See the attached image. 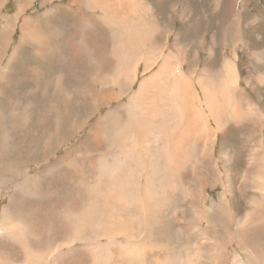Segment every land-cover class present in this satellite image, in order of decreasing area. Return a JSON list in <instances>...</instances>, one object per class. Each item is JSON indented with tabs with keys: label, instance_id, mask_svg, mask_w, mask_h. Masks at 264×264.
<instances>
[{
	"label": "rangeland",
	"instance_id": "1",
	"mask_svg": "<svg viewBox=\"0 0 264 264\" xmlns=\"http://www.w3.org/2000/svg\"><path fill=\"white\" fill-rule=\"evenodd\" d=\"M144 1L147 3L148 6L150 5L149 7L153 10V13H152L153 15H148L147 19L152 20L153 23H154V20L156 19L157 21L155 23L156 24L155 27L157 29L155 28V29L150 30L149 27L147 26V29H149V30H147L145 25L142 26V24L137 23L136 24L137 26L139 24L138 29L143 30V33L141 31L140 32L138 31V33H140V34H138L137 36L134 35L135 32L133 31V28L131 29L130 27H127L126 25H124V26L122 25L121 27H118L115 29H113V28L107 29L106 27H104V25L100 21V16L101 15L104 16L101 13V11L98 8L91 7L89 5L82 6L80 0H60V1H56V0H46V1L45 0H35L34 1V4H32L31 9H29L27 11V13H25V14H29L27 16H31V17L33 16L34 18L37 15L41 16V21L39 22V25H38V27H39L38 32H41V33L45 32V30H46L45 29V26H46L45 20H48V21H51L53 24H58L60 27H63V29L66 30L67 34L68 33H72V34L75 33V25H74V22L72 20V16H73L74 12L72 9L65 8L63 10L64 15L62 14V12H60V14H59V9H58V13L56 16L50 15V13H48V12L47 13L44 12L45 10H47V9H45V6H44L45 4H49V5H53L55 7H59V5L62 2H67V3H71L73 5H78L81 9L85 8L84 9L85 14H82L81 10H78L75 12L77 15V18L75 19L76 24L83 23L84 17L88 19V17L85 16V15H87L91 19V22L94 23V26L91 28L92 34L103 33V35H94L93 39L90 38L93 41L91 42L90 40H87L89 42V45L83 46V49H85V48H88V49L89 48H97V50H99V51L96 52L95 55H94L95 52L93 50H91L94 53L91 56H88L89 50H87L86 53H84L82 56L80 55L79 57H77V56L74 57L72 53H68L71 56V58L69 59L67 54L65 52H62L63 57L65 59L70 60V62L61 64V62H59L58 59L56 60L54 58L51 60L50 65L48 66V64L43 59H40L37 56L33 55V54H36L34 52V50L37 49V45L31 43L30 41H26V43L23 44L25 47L22 48V52L19 53L17 57L15 56V54H13V52L16 49L15 46L17 44H19V42H21L22 36H21V31H20V25H21L24 17L21 16L17 20L16 25L14 26L13 31H12L9 39L6 41L8 50L2 51L1 53L3 55H1V53H0V57H2L1 60L3 61L2 65H1L2 70L5 67V65H8V67H9V74H8L9 76L8 77H9V79L11 78L13 83H14V84L12 83V86L18 87L19 89L23 90V93H24L21 95V97H19V99H20L19 103L20 102L21 103H20V105H18V107L14 111L13 110L9 111L7 116H6V112H2V117L4 119L5 124L0 125V126H3V129H7L9 132V135L5 139L6 144H10L12 142V137H11L12 133H19V134L24 133V132H17L18 126L13 122V120L11 118V116L15 113H16L15 114L16 118H18L20 113H22L24 111L22 108V104L33 103V105L37 109V110L35 109L37 112L34 111L33 106H32L33 112L32 111L31 112L33 113V116L31 117V121L28 122V124L26 125V128H22L25 132L27 130H30V132H28L30 137L34 138L37 135V133H38L37 130L39 129L38 127L44 128V129L50 128V129H48V131H50L53 129L54 126H56L57 124L60 123V120L58 118H56L55 116H52L50 114V112L54 115L59 114V110L62 107L63 108L65 107L64 103L61 100L57 101V103L55 101H52V106L49 109H45L48 107L47 106L48 105V99H47V97H45L43 95L44 94L43 93V87L47 81L57 82V81L62 80L63 78H61V74H60L61 72H64V73L66 72L65 73L66 75L71 74L72 72L74 74H75V72H78L80 77H81L80 82H81V84H83L81 86H85L86 85L85 83L88 82L89 78L91 79V78L95 77L96 74H98V73H99L98 78H100V77L104 78L103 75H105V76L111 77L113 80H115L116 79V73L115 72H117V70H120V68H122L124 70L126 69L127 71H129V69L134 70L138 66L137 65L138 60H136V61L132 60L133 56L130 54L131 53V46L133 47L137 42H139V41L142 42V40H144V41L147 40L146 42H148V43L150 42L151 44H154L157 41L155 43L156 46H161V47L167 42V38H170V44L171 45L172 44L175 45L177 42L181 41V45H179L177 48L180 47L179 50L181 49L182 56H183L182 62L187 65V67H185V69H184V72L186 73V75H188L187 74V72H188L187 68L189 67L188 64L189 65L191 64L190 65L191 68H198L200 70H203L205 67L209 68L210 66H213L214 70L215 69L219 70V68H221V67L223 68L226 59L234 62V65L236 66V69L239 73L238 83L241 85V88L243 89L244 94L247 97V99H249V101L251 102L252 108L253 107L257 108V110L259 112L262 111V113H264V77H262V74L264 73V60L260 56V53L264 55V51H263L264 50V0H194V1L193 0H144ZM188 3H191V4L189 5ZM18 4H19V0H5L4 4L2 6V14L5 16H14L16 14ZM35 4H38L40 7L39 8L34 7ZM185 4H186V6H185ZM191 6H193V7H191ZM26 8L27 7H25L24 9H26ZM187 10H189L188 13H187ZM196 14H197V16H196ZM59 15H62L66 18L65 22L63 24H59L60 22L57 21V18ZM153 23H152V25H153ZM3 25H4V21L0 18V29L3 27ZM140 26H142V28H140ZM159 27H161V28H159ZM138 29H136V30H138ZM159 30H160V32H159ZM161 30L163 31V35H162ZM147 33H152V34L148 35ZM238 33L240 34L241 37H238L239 36ZM139 35H141L140 39H136ZM146 35L148 38L146 37ZM166 35H168V36H166ZM130 36H131V39H129ZM144 37H146V38H144ZM153 37H155V38H153ZM77 39L79 40L80 38H77ZM238 39H239V42H238ZM69 41L70 40H67V37H63L60 40L61 48H64L66 50L69 49ZM73 41H75V40H73ZM144 41L142 43H144ZM184 41H185V43H184ZM129 42H131V45L129 44ZM242 43H244V44H242ZM179 44H180V42H179ZM182 45L184 48L182 47ZM2 46H4V45H2ZM146 46H148V45H146ZM112 49L123 50V54H122V52H119V51L113 52ZM251 51L253 53H251ZM29 52H31V53H29ZM183 52H184V54H183ZM21 54H22V56H21ZM120 57L123 59L124 62L117 60ZM145 58H146V55H145ZM146 60H147V58H146ZM121 62L123 64H125L126 67L123 68L122 65L120 64ZM37 65L42 69H43V66L46 65L49 67V70H52V71H50L52 75H50V73L46 74L44 70L42 71V73L45 76L42 74V77H44V79L42 78L43 80H41V84H40L41 88L39 86H36V85L31 86V85L27 84L25 82V80L20 81L22 79V77L24 79L26 78L25 76L27 75V72L29 71V67H38ZM128 66H130V67L128 68ZM134 66H135V68H134ZM156 68H157V66H156ZM142 69H143L142 67H139V69L137 71L139 74L138 79L134 82V84H132L130 87L126 88L125 95L122 98V100H119V102L114 101L112 103L111 107L103 108L100 115H105L108 111H111L112 109H113L112 111H114L115 114L119 113V111H120V114H121L120 119L125 124L127 123V121L134 123L133 117H137V118L142 117L138 108H135V106H134V105H137L136 102L135 101H131L132 103L129 102L130 101L129 94L133 93L135 90L138 91L139 85L141 84V81L145 77L143 75ZM259 69H260V71H259ZM85 75H87V76H85ZM20 77H21V79H20ZM255 78L258 79V83H256V84H255V80H256ZM74 80H75L74 77H67L64 81L66 83L64 85L66 86L65 89H67L68 97L71 98L70 104L75 105L77 108H78V106L84 105L80 111H81V113L84 111L86 112L90 109L92 104L89 103L86 106L87 100L82 99L81 98V97H83L82 95H79L80 98H78V99H81L83 102L78 100L77 101L78 103L76 102L73 104L74 100L72 99V95H73L74 90H72V85H73L72 83L74 82ZM8 82H10V81H8ZM28 89L32 93H36L37 95H31L32 97L29 96L28 93H26V91H25ZM96 90L98 93L100 92V90L98 88ZM117 93L120 94V91H118ZM203 103H204V100L199 99L198 106L197 105L196 106L200 110V114L203 115L205 118L203 123H205L208 127L212 128L211 125L214 123H210L212 121L209 120V116H212L211 111L207 112L208 107L205 105V103L204 104ZM120 104H124V108L123 107L119 108ZM258 106H259V108H258ZM125 109L131 110L133 117H131L128 113V110L125 111ZM74 110H76V109L74 108ZM117 110H118V112H117ZM125 114L126 115L128 114L131 118H129L128 115L126 116ZM170 114H171L170 117H172V120H171V122H172L173 116L176 115L177 112L175 109H173L172 113H170ZM100 115H97V116H100ZM122 115L124 117L125 116L126 117L124 118V117H122ZM97 116L93 115L90 122H92V123L95 122ZM57 117L62 118L61 116H57ZM170 117H169V119H171ZM127 118L130 121L127 120ZM132 119H133V121H132ZM43 122H45V124H46V122H50V123L48 124V126H45L42 124ZM108 122H109L108 123V129H107L105 136L108 135V138H109L111 133H112V135L114 134L118 137L120 136L119 137L120 141H118V143L115 144V141L109 142V141H104V140H101V142L97 143L98 142L97 139H95L92 136L89 137V131L92 128V123H90L79 135H77L74 139L72 138L71 140H69L70 133L65 132V131L61 132L60 138H59L60 141L57 144V146H59L60 149L58 151L56 149H52V148L48 149V154H54L57 151L56 154H54L55 156H52L51 158L49 157L48 159L44 160L43 163L40 165V167H38L37 164L33 163V168H32L33 172L43 170L45 168V165L53 162L54 160L55 161L53 163H55L57 160V156H58L60 158V161H62L59 164L67 162V165H61L58 174H56L54 176H51L53 173H50L49 171L46 172L45 174H46L47 178L49 176H51L50 178H56V179L59 178V180L57 182L64 183V184L69 183V186H72L70 188L75 190L74 193H72L73 194L72 196H66V197L62 196L61 197V198H63V197L67 198L68 197L67 199L70 200V201L69 200L67 201L68 206H72V205L74 207L76 206L75 207V214H74V220L75 221L73 220V222H71L70 225L67 227V230H66V233L64 236H59V237L57 236L58 230L60 229L61 224L65 223V221L63 219H61L62 218V211L59 207H56L55 209L50 210L49 212L46 211V208L44 207V208H42L44 211L37 214L35 216V218L31 214L28 213V211H29L28 208H20L14 212V214L18 215L16 222L14 223L15 229L18 231H29L28 234H26L27 235L26 236V239H27L26 243L27 244H31L34 242L33 241L34 240L33 234H35V231L39 235H42L46 231V229L49 225L57 223L56 228L54 226L52 228L53 230L51 229L50 232L46 235L51 240V244H49L47 241H41L40 249H41V247H42V249H41V251H37V253L41 254V256H42V262L40 264H50V263L53 264V262H54V264H58V263L59 264L60 263L61 264L62 263L63 264H70L71 262H72L71 264H86L85 258H90V257H92V259H96L97 263H95V264H104V260L106 258L105 256L108 255V249L110 247L120 243L119 241L131 243V246L129 247L131 252H130V250H127V251L123 250V252H122L124 257L126 258V261H131L132 257L139 256L140 259L149 260V262L147 264H151V263L152 264H168V263H170V264H217V258H216L217 256L215 257V254H213L212 252H206V249H208L210 247L216 248L217 244L221 243V244L225 245L224 246L225 248L222 250L220 256H222V255L223 256L220 258H223V260H224V256H225V262H227L226 264H242V263L243 264H251V263L252 264H264V250H263L264 249L263 248V246H264V231L258 229L256 231L257 236L255 238H253L251 235H249V237L246 235V237L244 238V241L240 240V238L237 236L238 232L240 231L239 226L242 223L241 222L242 218L246 214L245 212L253 210V208L251 206H249L248 203H251V201L256 200L258 194L261 193V190L258 188V185H257V183H258L257 179L259 177L258 176L259 171L263 168V164H259V163H262V161L258 158V157H260L259 155L253 156L254 152H255L253 149H257L258 147H260V149H262L264 147V145L259 144V146H258V144L257 145L255 144L252 146L253 149H252L251 145L255 141L256 142H258V141L264 142V140H263L264 139V127L263 126L260 128H257V129H252V126H249V122H245V123H243V127H238V126L234 125L232 123L233 120H230V118H228L227 116H221L219 118V121L217 122V124H219V125L215 128V130L218 131L217 136H216L217 138H216V141L213 143V147H212V150L210 152V156H213L211 161L214 164V171H215L214 173L218 174L220 172L219 174L224 177V180L226 181V183L224 185L223 184H220V185L216 184V185L210 187V186H201L199 184V180H198V179H200V181H201V178L198 177V175H196L194 178L187 177V175H189V173H187V175H186V167H187L188 163H190L188 165L189 171H190V165H193V164H198V169H199V163H201V158H202V156H201L202 151L201 150H203V149L208 150L207 145L209 142L205 143V144L204 143L201 144L202 148L197 146L195 148V150L192 149L191 153H190L191 154L190 155L191 161L190 160L186 161L183 164V166H184L183 169H182V167L175 169L174 168L175 166H172L171 163H168V161L171 160V159H169L170 157L168 158L169 160L166 159L167 156L165 154V150L162 149L163 147H165V145L163 143H161L160 138H157L156 140L154 139L155 141H158L160 143V144H157L158 146L154 145L155 143L153 144L154 140L152 142L149 139L148 141L151 142V144H149L150 142H146V140H141L139 138L138 139L136 138V139H134L133 145L134 146L136 145L137 148L134 147L135 149H134V151H132V148L130 146L131 144L129 145L128 143L131 142L130 138L133 134L130 132L133 131V129H132L133 126L130 127L128 125V127H127L126 126L127 124L126 125L124 124L125 126L122 125L121 126L122 128H119L120 130H117L118 132L114 130L115 131V133H114L113 129L111 128V121L108 120ZM221 126H223V129L218 128ZM109 128L111 130H109ZM152 129H153V131H151V132L155 133V130H157L159 128L152 126L151 130ZM219 130H221V131H219ZM167 131H168V127L163 128V132L165 134H167ZM257 131H258V133H257ZM123 132L125 133V135ZM219 132H222V133H219ZM227 132H228V134H227ZM252 133L256 134L257 137L256 136H255V138H254V136L251 137L250 134H252ZM170 134L171 133H169L167 135L171 136ZM259 136H262V138L259 139L258 138ZM91 137L94 139L93 142H91ZM110 137H112V136H110ZM126 137L129 138V140ZM244 138H246L245 139L246 142H245ZM126 139H127V141H126ZM141 141H143L144 144ZM124 142H128V143H124ZM40 143L43 144L44 142L42 140L38 141V143H37L38 147L41 146ZM244 144H246V145H244ZM113 146L117 147L118 149L116 148V150H115V147H113ZM123 146H125V147H123ZM128 146H130V147H128ZM69 147H71L70 149L72 150V153L70 151V157H67L66 151H68ZM203 147H205L206 149ZM146 148H149V149H146ZM159 148H161V149L159 150ZM97 149H99V150H97ZM236 149H237V152H236ZM99 152L105 153V156L107 155V158H109V159H107V158L102 159V162L104 161L103 162L104 167L106 168V167L111 165L113 168L109 169L108 171L105 170L104 172L100 171V169L97 170L98 166H97V163L95 162V160L97 159V155ZM199 152H200L201 158L199 155H197V153H199ZM227 152H229V156H228V154H225ZM252 152H253V154H252ZM120 153L123 156H121ZM137 155H138V157H137ZM141 155L142 156L144 155V157L142 158ZM248 155L250 156V158L248 157ZM132 156H133V158H132ZM134 158H136V159H134ZM147 158L149 161L146 160ZM144 159H145V161H144ZM239 159H240V161H239ZM91 160L93 163L90 162ZM140 160H142L141 162H143L144 165L142 163H141L142 166L140 165ZM248 160H249V162H248ZM129 161L130 162L133 161V162L130 163ZM156 162L158 164H156ZM128 163H130V164H128ZM151 163H152V165H151ZM255 163L259 164V166L256 165ZM84 164L86 165V167ZM90 164H91L92 169L90 167ZM168 164H169V167H168ZM131 165H132V168H131ZM260 165H262V166H260ZM158 166H159V168H157ZM82 167H83V169H82ZM138 167H139V169H137ZM155 167H156V169H155ZM255 167H257V168L255 169ZM95 168L97 171L95 170ZM133 168L134 169L136 168L135 171ZM146 169L148 171L147 173H146ZM217 169L219 172L217 171ZM112 170H113V173L111 175ZM137 170H138V172H137ZM98 171L100 173H98ZM125 171L128 172V179L131 178V179H129V181L127 180V177H126L127 172L125 173ZM155 171L157 174H155ZM151 172H153V173H151ZM216 172H218V173H216ZM122 173H124L126 176L124 175L125 176L124 177ZM131 173H133V174H131ZM137 173L140 174V175H138V178L136 177ZM203 173H205V171H203ZM113 174H114V176H113ZM129 174L132 177L135 174V177L137 179L135 177L133 179ZM15 175H16V172H13L9 176H3L4 178L1 181L5 185H7V184L11 183V181H10L12 179L11 177H13ZM99 175H100V177H99ZM104 175L107 177H105ZM225 175L226 176L229 175L228 176L229 180L226 179ZM152 176H153V178H152ZM119 179L121 181H119ZM159 179H161V180H159ZM116 180L119 181V183ZM147 180H148V182H147ZM18 181H19L18 177H15V182H18ZM93 181H94V184H93ZM104 181H105V183H104ZM115 181H116V183H115ZM125 181H127V183ZM137 181H139V182L137 183ZM155 181H157V182H155ZM111 182H112V184H110ZM132 182H134V184ZM159 182H161V183L159 184ZM165 182H166V184H165ZM120 183L123 184V187ZM145 183H146V185H145ZM149 183H151V184H149ZM124 184H126L127 186H128V184L129 185L133 184V185L132 186L130 185L127 188V186ZM137 184H138V188L136 187ZM1 185H3V184L1 183ZM27 185L29 186V187L26 186L27 190L29 188H32L34 186L33 180H29L27 182ZM225 185H227V186H225ZM116 186L117 187L119 186V188H116ZM223 186L225 187V189ZM6 187H7L6 193H5L4 187L1 188V190H3V192H4V194H1V196H0V213L2 212L3 207L9 203V195L12 194L14 191V186L12 184L8 185ZM142 187H143V189H142ZM149 187H151V189ZM227 187H229V188H227ZM122 188L124 190H122ZM109 189H111V190H109ZM51 190H52V192L56 193V189L53 188L52 186H51ZM96 190H98V191H96ZM155 190H156V192H155ZM221 190H223V193ZM108 191H109V193H108ZM127 191H129L130 193H128ZM225 191H227V192H225ZM114 192L119 194V196L121 197V202L115 201V199L112 196V193H114ZM44 193H43V195H44ZM100 194L102 195L101 197H103V201H101L98 198V196ZM127 194L129 195V197ZM134 194L136 195V197L139 200L136 199V197H134L135 196ZM36 195H41V194H36ZM87 195H88V197H87ZM109 195H111V197ZM131 195L136 200H134L133 197H131ZM197 195H198V197H197ZM224 195H226L227 202L225 204H221V200H222ZM78 196H79V198H78ZM177 197L180 200H178ZM95 198H98V199H95ZM242 199H244V200H242ZM76 200H77V202H76ZM198 201H199V203H198ZM200 202H202V203H200ZM118 203H119V205H118ZM183 203L185 206L183 205ZM76 204H78V205H76ZM79 204H80V206H79ZM82 204H83V206H82ZM101 204L103 207L101 206ZM135 204H137V205H135ZM202 204H203V206H202ZM107 205H109L111 208H114L113 215L120 221L121 227L118 228V236L116 238L109 239L105 236H102L99 239H97V236L94 233L93 228L91 227V223H93L92 218H93V215H97L98 217L105 215L107 210H108ZM124 205H126V206H124ZM149 205H151V206L148 207V211L145 212L147 215L146 216L144 213V208L146 206H149ZM228 205H229V207H228ZM136 206H137V208H136ZM139 206H140V208H139ZM223 206L228 207V208L222 209ZM85 207L86 208L88 207V210H86L84 212L81 211L82 210L81 208H85ZM132 208H135V209H132ZM181 208L183 210H181ZM229 208H230V212L228 211ZM131 209H132V211H130ZM136 209L141 211V212H139V211L137 212ZM164 209H166V210H164ZM127 211L129 213V215H128ZM46 212L50 213L52 219L45 225V224L41 223L40 221H41L42 216ZM78 212L81 214V216ZM54 214H56V215H54ZM157 214H159V215L157 216ZM216 214H217V216L221 215V218H223V220L228 215V219L230 220V224H228V225L223 224V225L219 226L218 228H216V226H214V225H210L209 221H212L214 219V217H216ZM39 215H40V217H39ZM59 215L61 216V218L59 217ZM132 216H133V218H132ZM232 216L235 218H233ZM81 217H82V219H81ZM179 217H181V218H179ZM128 218H130V219H128ZM140 219H142V226H140L138 224V221ZM62 220H63V222H62ZM83 220L86 222V224L88 222L89 223L86 225V227L80 228L78 226V224H82ZM131 220H132V222H131ZM125 221H128V222H125ZM232 221H235V222H233V224H232ZM50 222H52V223H50ZM59 222H61V223H59ZM43 225H44V227H43ZM143 226H144V228H143ZM155 227H156V229H155ZM88 228H89V230H88ZM149 228H150V230H149ZM37 229H39L41 231H37ZM56 229H58V230H56ZM51 231H52V233H51ZM140 231H141V233H140ZM70 232L72 235L70 234ZM153 232H154V234H153ZM210 232H212L213 234ZM219 235L222 237L221 239H220ZM177 236H179V237H177ZM212 236H213V238H212ZM215 236H216V238H215ZM224 236H226V237H224ZM0 238H1L0 239V249H4L5 251H7L6 254L3 253L2 255H0L1 257H3L4 262L8 261L7 263H10V264H13V263L14 264H24V263L25 264H34V263L39 264V259H38L39 257H37V255L34 253V251L23 252V249H25L26 246H22L23 249H21V247H20V249L15 250V248H17V246H19L18 244H20L21 240L18 241V244H16V243H14L13 240H6L5 241V239H3L1 237V235H0ZM43 238L45 239V236H43ZM70 238L72 239V241ZM102 239H103V241H102ZM28 240L30 242H28ZM107 240H110V241H107ZM116 240H119V241H116ZM141 240L144 241L143 244H140L141 242H139V241H141ZM59 241L60 242H66V243L68 242L71 246H74V250L71 252V255L69 253V254L63 255V256H65L64 258H63V256H61L59 258L55 257L54 247L58 244ZM80 241H82V242H80ZM86 243H87V245L90 243L88 245L89 248L87 245L85 246ZM45 245H48V247H45ZM103 245L104 246L106 245V247H104ZM243 245H244V247H243ZM247 246H248V250L246 249ZM85 247H87L88 249ZM77 248H78V250H77ZM167 248H169V249H167ZM43 250H45L46 252ZM111 250L114 251L113 249H111ZM51 251H52V253H51ZM98 251L100 254L98 253ZM258 251H259V253H258ZM26 252H27V254H26ZM224 252H226V253H224ZM48 253H50V254L48 255ZM75 253L77 254V256H75L76 255ZM27 255L29 258L27 257ZM190 255H191V257H190ZM213 255H214V257H211L212 258L211 259L210 256H213ZM33 256H35V257H33ZM11 258H13V259H11ZM32 260H34V261H32ZM14 261H16V262H14ZM37 261H38V263H37ZM66 261H67V263H66ZM163 261H164V263H163ZM209 262H211V263H209ZM90 264H92V262ZM136 264H141V262L136 263Z\"/></svg>",
	"mask_w": 264,
	"mask_h": 264
},
{
	"label": "bare ground",
	"instance_id": "2",
	"mask_svg": "<svg viewBox=\"0 0 264 264\" xmlns=\"http://www.w3.org/2000/svg\"><path fill=\"white\" fill-rule=\"evenodd\" d=\"M35 0H19V4L17 5V11L16 14L14 16H5L2 14V6L5 2V0H0V18L4 21V25L3 27L0 29V53L4 50H8L7 49V43L6 41L9 39L14 26L16 25L17 20L23 16V21L20 25V31H21V42H19V44H17L15 47V51L13 52V54H15V56L17 57L19 53L22 52V48L25 47L23 44L26 43V41H30L31 43L37 45V49L34 50V52L36 54H33L34 56H37L40 59H43L48 66L50 65V62L52 59H58L59 62H61V64L63 63H69L70 60L65 59L62 55V50H65V53L67 54L68 58L70 59L71 56L68 53H72L73 56H77L79 57L80 55L82 56L84 53H86L87 50L88 51V56H91L94 52V55L96 54V52H98L99 50H97V48H85L83 49V43L81 40L77 39L76 33H77V29H76V33L72 34V33H68L66 32V30L61 29L60 26H58V24H53L51 21L45 20L46 21V26H45V32L41 33L38 32L39 31V22L41 21V16L37 15L35 18L32 16H27L29 14H25L27 13V11L29 9H31L32 4H34ZM46 1V0H45ZM56 1H60V0H56ZM84 3L88 4L91 7H95L98 8L101 13L104 15L100 16V21L101 23L104 25V27H106L107 29L109 28H118L121 27L122 25H126L127 27H130L131 29L133 28V31L135 32L134 35L137 36L138 31L143 33V30L138 29V26L136 25L137 23H140L149 27V29H155V23H156V19L154 20V23L152 22V20H148L147 16L148 15H153V10L147 5V3L144 0H82ZM194 1V0H193ZM189 2V1H188ZM191 2V1H190ZM187 3V2H186ZM57 4V3H56ZM62 4V3H61ZM189 5L191 3H188ZM194 4V3H193ZM45 5H49V4H45ZM44 5V6H45ZM160 5V4H159ZM29 6V7H28ZM42 6V5H41ZM184 6V5H183ZM186 6V4H185ZM25 7H27L26 9H24ZM193 7V6H191ZM181 8V7H180ZM185 8V7H184ZM217 8V7H216ZM191 10V9H190ZM189 10H187L188 13ZM194 11V10H193ZM192 11V12H193ZM45 13H50V15H54L56 16L58 13L57 7L51 5L47 10L44 11ZM183 12V11H182ZM185 12V11H184ZM191 12V11H190ZM33 13V12H32ZM35 13V12H34ZM191 15V14H190ZM238 15V14H237ZM197 16V14H196ZM214 16V15H213ZM68 17V16H67ZM56 22V21H55ZM60 22V21H59ZM97 22V21H96ZM153 25H152V23ZM98 23V22H97ZM227 23V22H226ZM41 24V23H40ZM60 24V23H59ZM158 24V23H157ZM78 25V24H77ZM99 25V24H98ZM63 26V25H62ZM142 26H140V28H142ZM160 26V25H159ZM93 27V26H92ZM124 28V27H123ZM144 28V27H143ZM161 28V27H159ZM229 28V27H228ZM236 28V27H235ZM125 29V28H124ZM138 29V30H136ZM147 29V30H149ZM157 29V28H156ZM164 29V28H163ZM91 29L88 30H83L81 35V39H87L90 40L91 42L93 41V35L90 33ZM123 30V29H122ZM42 31V30H41ZM126 31V30H125ZM130 31V30H129ZM154 31V30H153ZM157 31V30H156ZM155 31V32H156ZM162 31V30H161ZM132 32V31H131ZM145 32V31H144ZM160 32V30H159ZM240 32V31H239ZM96 33V32H95ZM146 33V32H145ZM179 33V32H178ZM47 34V36H46ZM123 34V33H122ZM152 34V33H147ZM156 34V33H155ZM167 34V33H166ZM239 34V33H238ZM124 35V34H123ZM128 35V34H127ZM142 35V34H141ZM139 35L136 39H140ZM154 35V34H153ZM162 35H163V31H162ZM179 35V34H178ZM144 36V35H143ZM155 36V35H154ZM168 36V35H166ZM181 36V35H180ZM238 36V35H237ZM63 37H67V40L69 41V49H64L61 48L60 46V40ZM129 37V36H128ZM147 37V35H146ZM144 37V38H146ZM238 37H241L240 34ZM92 38V39H90ZM122 38V37H121ZM133 38V37H132ZM148 38V37H147ZM155 38V37H153ZM178 38V37H177ZM181 38V37H180ZM179 38V39H180ZM131 39V36L130 38ZM244 39V38H243ZM75 40V41H73ZM122 40V39H121ZM157 40V39H156ZM184 40V39H183ZM131 41V40H130ZM137 41V40H136ZM144 40H142L143 42ZM147 41V40H146ZM144 41V43H142L141 41L137 42L133 47L131 46V55L132 60L136 61L138 60L137 63V67L135 68L134 66V70H130L127 71L126 69H122L120 68V70H117L116 73V79L113 80L111 77L108 76H104L103 77H99V73L96 74L95 77L93 78H89L88 82L85 83V86H81L83 84H81L80 82V75L78 72H75V74L72 72L71 74L66 75L64 72H61V78H63L60 81L57 82H53V81H47L43 87V95L45 97H47L48 99V107L45 109H49L52 106V101H55L57 103V101L61 100L65 107L61 108L59 110V114H52L50 112V114L52 116H55L56 118H58L60 120V123L57 124L56 126L53 127L52 130L48 131V129L50 128H40L37 130L38 133L37 135L33 138L30 137L28 132H30V130H27L26 132L22 129V128H26V125L28 124L29 121H31V117L33 116V111H32V106H33V110L36 111L37 109L35 108V106L33 105V103H29V104H22V108H23V112L20 113L19 117L16 118L15 114H13L11 116L13 122L18 126L17 132H24V133H12L11 137H12V142L10 144H6L5 143V139L6 137L9 135V132L7 129H3V126H0V196L1 194H4L3 190H1L2 187H4L5 189V193L7 192V187L8 185H13L14 186V191L12 194L9 195V203L6 204L3 209L2 212L0 213V235L3 239L6 240H13L14 243L18 244V241H20V244H18L19 246H17V248H15V250L23 249L22 246H26L25 249H23V252L25 251H34V253L37 255V257H39V264L42 262V256L41 254H38L37 251H41L40 249V244L41 241H47L49 244H51V240L46 236L50 230L55 226L56 228V224H51L47 227L46 231L42 234L39 235L36 231L34 235V242L31 244H27L26 241V234H28L29 231H18L15 229L14 223L16 222L17 219V214H14L15 211H17L20 208H28L29 211L28 213L31 214L34 218L37 214H39L40 212L44 211L42 208H46V211H50L55 209L56 207H59L62 211V218L59 215V217L61 219H63L65 221V223L62 225L60 229H56L58 230V237L59 236H64L67 230V227L70 225L71 222H73L74 220V214H75V207L72 206H68L67 205V201L69 199L65 198L66 196H72L74 193V189L70 188L72 186H69V183H60L57 182L59 180L56 178H50L51 176H54L56 174H58L59 170H60V166L61 165H67V162H64L62 164V161H60V158L57 156V160L55 163L51 162L47 165H45V168L43 170H39V171H32L33 168V163L37 164L38 167H40V165L43 163L44 160L48 159L49 157L51 158L52 156H55L54 154H56V152L60 149L59 146H57L58 142L60 141V133L61 132H68L70 133L69 136V140H71L72 138L74 139L77 135H79L90 123L93 115L97 116L100 115L101 111L103 108L105 107H111L112 103L114 101H118L122 100V98L125 95V90L126 88L130 87L132 84H134V82L138 79V69L139 67H142L143 69V75L145 76L143 78V80L141 81V84L139 85V89L138 91L135 90L133 93L129 94V99L131 101H135L137 105H134L135 108H138L140 114L142 115L141 118H137V117H133L132 115V111L129 109H125L128 110V113L131 117H133L134 119V123L132 122H128L127 121V125L120 119L121 114L120 111L119 113L115 114L114 111H108L105 115H100L96 117L95 122L92 123V128L89 131V137L92 136L95 139L98 140L97 143L101 142V140L104 141H115V144L118 143L119 137L116 135H111L112 137L108 135L105 136L107 129H108V120L111 121V128L113 129V131H117L120 130L119 128H122V125H126L128 127V125L132 127L133 131L130 132L133 135L131 136L130 140L131 142H124V143H128L131 148L132 151H134V147H136V145H133L134 139H141V140H146V142H150L157 138H160L161 143H163L165 145V147H163L162 149L165 150V154L167 156L166 159H171L168 161V163H171L172 166H175V169L184 168L183 164L190 160V153L191 150H195V148L197 146L201 147V144H205L208 143L207 148L208 150H201L202 151V158L200 156V152L197 153V155L200 156L201 158V163H199V169H198V164H193L190 165V171H189V167L188 165L190 163H188L187 167H186V175L187 173H189V175H187V177H192L194 178L196 175H198V177L201 178L199 180V184L201 186H214L216 184H225L226 181L224 180V177L222 175H220L218 169L216 172L218 174H215L214 172V164L211 161L213 156H210V152L212 150L213 147V143L216 141V136L218 131L215 130V128L219 125L217 124V122L219 121V118L221 116H227L228 118H230V120H233V124L238 126V127H243V123L245 122H249V126H252V129H257L260 127H264V113L259 112L257 110V108H252L251 102L249 101V99H247V97L244 94L243 89L241 88V85L238 83V71L236 69V66L234 65V62L227 60L224 63L223 68H219V70L215 69L213 66H210L209 68H205L203 70H200L198 68H191L190 65L188 64V72L186 75V73L184 72L185 67H187V65L185 63L182 62L183 56H182V52L181 49L179 50V48H177L179 45H181V41L180 44L179 42H177L175 45L174 44H170V38H167V42L161 47V46H156V42L154 44H151L150 42H146ZM176 41V40H175ZM174 41V42H175ZM241 41V40H240ZM243 41V40H242ZM239 42V39H238ZM153 43V42H152ZM185 43V41H184ZM247 43V42H246ZM129 44L131 45V42H129ZM244 44V43H242ZM4 45V46H2ZM148 45V46H146ZM158 45V44H157ZM160 45V44H159ZM184 45V44H183ZM182 45V47H183ZM247 45V44H246ZM86 46V44H85ZM248 46V45H247ZM254 46V45H253ZM181 47V48H182ZM186 47V46H185ZM250 47V46H249ZM127 48V47H126ZM184 48V47H183ZM252 49V48H251ZM69 50V51H68ZM91 50H93L94 52H92ZM113 52L114 51H119L122 52L123 54V50H115L112 49ZM170 50V51H169ZM264 51V50H263ZM33 52V53H34ZM92 52V53H91ZM125 52V51H124ZM185 52V51H184ZM183 52V54H184ZM214 52V51H213ZM212 52V53H213ZM31 53V52H29ZM211 53V54H212ZM248 53V52H247ZM251 53H253L251 51ZM1 55H3L1 53ZM5 55V54H4ZM115 55V54H114ZM146 55V58H145ZM22 56V54H21ZM260 56L262 57V59L264 60V55L260 53ZM5 57V56H4ZM2 57H0V125L5 124L4 119L2 117V112H6V116L8 115V112L11 110H15L18 105H20L19 103V97H21L23 93V90L19 89L18 87H13L12 86V79H9V67L8 65H5V67L1 68L2 65ZM14 58V57H13ZM27 58V57H26ZM28 59V58H27ZM30 60V59H29ZM117 60L119 61H123V59L120 57ZM100 61V60H99ZM120 63L122 65V67H126L125 64ZM224 62V61H223ZM253 62V61H252ZM11 63V62H10ZM9 63V64H10ZM143 63V64H142ZM90 64V63H89ZM136 64V63H135ZM223 64V63H222ZM250 64V63H249ZM254 64V63H253ZM25 65V64H24ZM31 65V64H30ZM69 65V64H68ZM213 65V64H212ZM247 65V64H246ZM38 66V65H37ZM48 66H43V69L38 67H29V71L27 72V75L25 76L26 78L24 79L22 76V79L20 77V81H24L31 85V86H39L41 84V80L44 79V77H42V71L44 70L46 74L50 73L49 67ZM157 66V68H156ZM220 66V65H219ZM93 67V66H92ZM130 66H128L129 68ZM248 67V66H247ZM263 67V66H262ZM66 68V67H65ZM70 68V67H69ZM202 69V68H201ZM262 70V69H261ZM69 71V70H68ZM98 71V70H97ZM260 71V69H259ZM58 72V71H57ZM257 72V71H256ZM59 73V72H58ZM114 73V74H115ZM221 73V74H220ZM44 75V74H43ZM95 75V74H94ZM20 76V75H19ZM45 76V75H44ZM87 76V75H85ZM84 76V77H85ZM90 76V75H89ZM92 76V75H91ZM114 76V75H113ZM112 76V77H113ZM67 77H74L75 80L72 83V90H74L73 95H72V99L74 100L73 104L76 103L78 100L83 102L80 98L79 95H82L83 97H81L86 101V106L90 103L92 104V106L90 107V109L88 111H84L81 113V108L84 106H78V108L75 105L70 104L71 103V98L68 97L67 94V89L66 86L64 84H66L64 81ZM256 77V76H255ZM262 77H264V73L262 74ZM19 78V77H18ZM43 78V79H42ZM86 78V77H85ZM102 78V79H101ZM257 78V77H256ZM255 78V79H256ZM16 79V78H15ZM49 79V78H48ZM55 79V78H54ZM17 80V79H16ZM10 81V82H8ZM18 81V80H17ZM83 83V82H82ZM258 83V79L255 80V84ZM14 84V83H13ZM69 84V83H68ZM79 84V85H78ZM240 85V86H239ZM252 85V84H251ZM17 86V85H16ZM99 86V87H98ZM38 87V88H39ZM71 87V86H70ZM41 88V87H40ZM99 89L100 92L98 93L96 89ZM250 88V87H249ZM255 88V87H254ZM26 89V88H25ZM248 89V88H247ZM259 90V89H258ZM257 90V91H258ZM26 93H28L29 96L31 95H37L36 93H32L29 89L25 90ZM120 91V94H118L117 92ZM39 96V95H38ZM41 96V95H40ZM71 96V95H70ZM32 97V96H31ZM43 98V97H42ZM39 99V98H38ZM199 99H203L205 105L208 107L207 112L211 111V115L209 116V120H211L212 122L210 123H214L211 125L212 128L208 127L205 123H203V121L205 120L204 116L200 114V110L198 109V101ZM259 99V98H258ZM26 100V99H25ZM124 100V99H123ZM252 101V100H251ZM260 101V100H259ZM41 103V102H40ZM39 103V104H40ZM78 103V102H77ZM116 103V102H115ZM122 103V102H121ZM132 103V102H131ZM203 103V104H204ZM38 104V103H37ZM253 104V103H252ZM115 105V104H114ZM131 105V104H130ZM133 105V104H132ZM197 105V106H196ZM127 106V105H126ZM124 108V104H120L119 108ZM128 107V106H127ZM74 108L76 110H74ZM126 108V107H125ZM177 108V114L173 116V121L172 117L170 113H172V110ZM201 108V107H200ZM259 108V106H258ZM36 109V110H35ZM32 111V112H31ZM206 111V110H205ZM37 112V111H36ZM57 112V111H56ZM118 112V110H117ZM122 112V111H121ZM170 112V113H169ZM126 113V112H125ZM123 114V113H122ZM170 114V115H169ZM49 115V114H48ZM126 115V114H125ZM128 115V114H127ZM126 115V116H127ZM128 115L129 118H131ZM57 116H61L62 118H59ZM125 116V117H126ZM122 117H124L122 115ZM124 117V118H125ZM169 117L171 119H169ZM132 119V121H133ZM125 120V119H124ZM127 120H129L127 118ZM130 121V120H129ZM52 122V121H51ZM50 122H43L42 124L45 126H48ZM168 123V124H167ZM168 126H167V125ZM124 125V126H125ZM240 125V126H239ZM152 126H155L156 128H159L157 130H155V133H152L151 131H153V129L151 130ZM248 126V125H247ZM91 127V126H90ZM161 127V128H160ZM168 127V131L167 134L171 133V136H168L167 134H165L163 132V128ZM219 129H223V126L218 127ZM229 128V127H228ZM227 128V129H228ZM125 129V128H124ZM129 129V128H128ZM109 130H111L109 128ZM122 130V129H121ZM243 130V129H242ZM114 131V133H115ZM127 131V130H126ZM131 131V130H130ZM221 131V130H219ZM246 131V130H245ZM251 131V130H250ZM256 131V130H255ZM118 132V131H117ZM124 133V132H123ZM222 133V132H219ZM242 133V132H241ZM256 133V132H255ZM258 133V131H257ZM261 133V132H260ZM108 134V133H107ZM225 134V133H224ZM228 134V132H227ZM248 134V133H247ZM122 135V134H121ZM125 135V133H124ZM129 135V134H128ZM215 136V137H214ZM225 136V135H224ZM249 136V135H248ZM250 136H256V134H250ZM91 137V142H93V138ZM128 137V136H127ZM126 137V138H127ZM245 137V136H244ZM257 137V136H256ZM122 138V137H121ZM242 138V137H241ZM259 139L262 138V136L258 137ZM129 140V138H127ZM126 139V141H127ZM150 139V141H148ZM226 139V138H225ZM246 138H244L245 140ZM250 139V138H249ZM43 141L44 143L41 144L40 147L37 146L38 141ZM123 140V139H122ZM153 142L154 145L158 146L157 144H160L158 141ZM256 140V139H255ZM264 140V139H263ZM81 141V140H80ZM124 141V140H123ZM231 141V140H230ZM108 142V143H109ZM143 142V141H141ZM246 142V140H245ZM249 142V141H248ZM71 143V142H70ZM120 143V142H119ZM220 143V142H219ZM69 144V143H68ZM95 144V143H94ZM110 144V143H109ZM123 144V143H122ZM136 144V143H135ZM144 144V142H143ZM147 144V143H146ZM151 144V142L149 143ZM217 144V143H216ZM215 144V145H216ZM257 145L259 146V144L264 145L263 141H258V142H254L251 147L253 145ZM67 145V144H66ZM92 145V144H91ZM99 145V144H98ZM246 145V144H244ZM90 146V145H89ZM103 146V145H102ZM128 146V147H130ZM153 146V145H152ZM224 146V145H223ZM243 146V145H242ZM92 147V146H91ZM112 147V146H111ZM115 147V146H113ZM125 147V146H123ZM154 147V146H153ZM152 147V148H153ZM216 147V146H215ZM52 148V149H56L57 151L54 154H48V149ZM71 147L68 148V151H66V156L70 157V151L72 153V150L70 149ZM117 147H115L116 150ZM122 148V147H121ZM137 148V147H136ZM150 148V147H149ZM146 148V149H149ZM158 148V147H157ZM202 148V147H201ZM205 148V147H203ZM256 148V147H255ZM82 149V148H81ZM87 149V148H86ZM85 149V150H86ZM107 149V148H106ZM118 149V148H117ZM127 149V148H126ZM161 148H159L160 150ZM206 149V148H205ZM216 149V148H215ZM229 149V148H228ZM235 149V148H234ZM233 149V150H234ZM253 149V147H252ZM99 150V149H97ZM108 150V149H107ZM106 150V151H107ZM137 150V149H136ZM151 150V149H150ZM199 150V149H198ZM197 150V151H198ZM246 150V149H245ZM251 150V149H250ZM254 155H259L260 157H258L262 163L259 164H263V168L259 171L258 173V179H257V185L258 188L261 190V193L258 194L256 200L251 201V203H248L249 206H251L253 208L252 211H246L244 217L242 218V223L239 226L240 227V231L238 232L237 236L240 238V240L244 241V238L246 237V235L249 237V235H251L253 238H255L257 236L256 231L262 230L264 231V147L262 149H260V147H258L257 149H253ZM50 151V150H49ZM83 151V150H82ZM103 151V150H102ZM147 151V150H146ZM145 151V152H146ZM252 151V150H251ZM97 152V151H96ZM116 152V151H115ZM127 152V151H126ZM131 152V151H130ZM158 152V151H157ZM237 152V149H236ZM82 153V152H81ZM93 153V152H92ZM132 153V152H131ZM138 153V152H137ZM144 153V152H143ZM142 153V154H143ZM150 153V152H149ZM148 153V154H149ZM196 153V152H195ZM194 153V154H195ZM219 153V152H218ZM64 154V153H63ZM83 154V153H82ZM112 154V153H111ZM121 154V153H120ZM157 154V153H156ZM159 154V153H158ZM228 154L229 156V152L225 153ZM232 154V153H231ZM253 154V152H252ZM110 155V154H109ZM116 155V154H115ZM145 155V154H144ZM144 155L141 157L143 158ZM219 155V154H218ZM238 155V154H237ZM251 155V154H250ZM90 156V155H89ZM121 156H123L121 154ZM78 157V156H77ZM131 157V156H130ZM138 157V155H137ZM235 157V156H234ZM248 157L250 158V156L248 155ZM87 158V157H86ZM107 158V155L105 156V153H101L99 152L97 155V159L95 160V162L97 163L98 169H100V171L104 172L105 170H109L111 168H113L111 165L108 167H104L102 159ZM114 158V157H113ZM121 158V157H120ZM133 158V156H132ZM131 158V159H132ZM160 158V157H159ZM109 159V158H107ZM112 159V158H111ZM115 159V158H114ZM125 159V158H124ZM136 159V158H134ZM151 159V158H150ZM231 159V158H230ZM133 160V159H132ZM148 160V158L146 159ZM196 160V159H195ZM86 161V160H85ZM108 161V160H107ZM142 160H140V165L141 163L143 164V162H141ZM145 161V159H144ZM149 161V160H148ZM163 161V160H162ZM191 161V160H190ZM223 161V160H222ZM240 161V159H239ZM260 161V162H261ZM82 162V161H81ZM92 162V160L90 161ZM130 162V161H129ZM133 162V161H131ZM130 162V163H131ZM220 162V161H219ZM231 162V161H230ZM249 162V160H248ZM254 162V161H253ZM259 162V161H258ZM79 163V162H78ZM93 163V162H92ZM91 163V164H92ZM106 163V162H105ZM114 163V162H113ZM119 163V162H118ZM121 163V162H120ZM128 163V164H130ZM146 163V162H145ZM222 163V162H221ZM59 164V165H58ZM80 164V163H79ZM78 164V165H79ZM83 164V163H82ZM86 164V163H85ZM84 164V165H85ZM90 164V167H91ZM156 164H158L156 162ZM155 164V165H156ZM237 164V163H236ZM248 164V163H247ZM256 165L259 166V164L255 163ZM107 165V164H106ZM105 165V166H106ZM123 165V164H122ZM127 165V164H126ZM133 165V164H132ZM131 165V168H132ZM144 165V164H143ZM152 165V163H151ZM154 165V166H155ZM222 165V164H221ZM226 165V164H225ZM36 166V165H35ZM142 166V165H141ZM164 166V165H163ZM257 166V167H258ZM262 166V165H260ZM79 167V166H78ZM81 167V166H80ZM86 167V165H85ZM94 167V166H93ZM121 167V166H120ZM169 167V164H168ZM255 167V169L257 168ZM146 168V167H145ZM150 168V167H149ZM159 168V166L157 167ZM173 168V167H172ZM229 168V167H228ZM235 168V167H234ZM79 169V168H78ZM81 169V168H80ZM83 169V167H82ZM88 169V168H87ZM86 169V170H87ZM92 169V167H91ZM134 169V168H133ZM136 169V168H135ZM134 169V171H135ZM139 169V167L137 168ZM143 169V168H142ZM156 169V167H155ZM161 169V168H160ZM198 169V170H197ZM224 169V168H223ZM254 169V170H255ZM96 170V168H95ZM96 170V171H97ZM164 170V169H163ZM162 170V171H163ZM166 170V169H165ZM228 170V169H227ZM50 172L53 173L51 176H49L47 178L46 176V172ZM67 171V170H66ZM88 171V170H87ZM132 171V170H131ZM130 171V172H131ZM143 171V170H142ZM145 171V170H144ZM157 171V170H156ZM155 171V174H157ZM159 171V170H158ZM203 171H205V173H203ZM13 172H16V175L11 177L12 179L10 180L11 183L5 185L1 180L4 178L3 176H9L10 174H12ZM86 172V171H85ZM127 171H125L126 173ZM138 172V170H137ZM147 169H146V173H147ZM227 172V171H226ZM71 173V172H70ZM98 173H100L98 171ZM113 173V170L111 171V175ZM142 173V172H141ZM153 173V172H151ZM162 173V172H161ZM254 173V172H253ZM8 174V175H7ZM95 174V173H94ZM108 174V173H107ZM123 176L125 175L124 173H122ZM133 174V173H131ZM136 174V173H135ZM132 177L130 174V176L134 179L135 177ZM150 174V173H149ZM229 174V173H228ZM70 175V174H69ZM68 175V176H69ZM138 174L137 173V178H138ZM154 175V174H153ZM67 176V177H68ZM89 176V175H88ZM93 176V175H92ZM95 176V175H94ZM105 176V175H104ZM110 176V175H109ZM114 176V174H113ZM120 176V175H119ZM126 176V175H125ZM124 176V177H125ZM129 176V177H130ZM229 175H225L226 179L229 180L228 178ZM243 176V175H242ZM15 177H18L19 181L15 182ZM63 177V176H62ZM100 177V175H99ZM107 177V176H105ZM127 180L128 179V172H127ZM135 177V178H136ZM140 177V176H139ZM156 177V176H155ZM161 177V176H160ZM90 178V177H89ZM117 178V177H116ZM119 178V177H118ZM123 178V177H122ZM136 178V179H137ZM150 178V177H149ZM148 178V179H149ZM153 178V176H152ZM157 178V177H156ZM155 178V179H156ZM92 179V178H91ZM101 179V178H100ZM110 179V178H109ZM113 179V178H112ZM132 179V180H133ZM163 179V178H162ZM250 179V178H249ZM29 180H33L34 186L32 188H29L27 190L26 186L27 182ZM63 180V179H62ZM114 180V179H113ZM118 180V179H117ZM116 180V181H117ZM140 180V179H139ZM161 180V179H159ZM190 180V179H189ZM188 180V181H189ZM193 180V179H192ZM61 181V180H60ZM80 181V180H79ZM97 181V180H96ZM106 181V180H105ZM104 181V183H105ZM110 181V180H109ZM115 181V183H116ZM119 181H121L119 179ZM119 181H117L119 183ZM153 181V180H152ZM158 181V180H157ZM155 181V182H157ZM163 181V180H162ZM32 182V181H31ZM123 182V181H122ZM127 183V181H125ZM139 181H137L138 183ZM146 182V181H145ZM148 182V180H147ZM146 182V183H147ZM250 182V181H249ZM1 183L3 185H1ZM131 183V182H130ZM134 184V182H132ZM136 183V182H135ZM145 183V185H146ZM161 182H159L160 184ZM90 184V183H89ZM94 184V181H93ZM92 184V185H93ZM112 184V182L110 183ZM123 187V184L120 183ZM132 184V185H133ZM151 184V183H149ZM166 184V182H165ZM188 184V183H187ZM85 185V184H84ZM117 185V184H116ZM119 185V184H118ZM120 185V186H121ZM126 185V184H124ZM131 185V184H130ZM128 184V186H130ZM131 185V186H132ZM51 186L53 188L56 189V193L52 192L51 190ZM127 186V185H126ZM127 186V188H128ZM148 186V185H147ZM222 186V185H221ZM227 186V185H225ZM256 186V185H255ZM29 187V186H28ZM31 187V186H30ZM106 187V186H105ZM111 187V186H110ZM115 187V186H114ZM134 187V186H133ZM136 187L138 188V184L136 185ZM224 187V186H223ZM112 188V187H111ZM116 188H119V186ZM135 188V187H134ZM136 188V189H137ZM146 188V187H145ZM151 189V187H149ZM229 188V187H227ZM245 188V187H244ZM252 188V187H251ZM131 189V188H130ZM143 189V187H142ZM225 189V187H224ZM223 189V190H224ZM111 190V189H109ZM119 190V189H118ZM122 190H124L122 188ZM126 190V189H125ZM128 190V189H127ZM187 190V189H186ZM223 190L222 193H223ZM98 191V190H96ZM107 191V190H106ZM133 191V190H132ZM45 192V193H44ZM100 192V191H99ZM112 192V191H111ZM123 192V191H122ZM126 192V191H125ZM128 193H130L129 191H127ZM134 192V191H133ZM132 192V193H133ZM137 192V191H136ZM139 192V191H138ZM143 192V191H142ZM156 192V190H155ZM227 192V191H225ZM260 192V191H259ZM44 193V195H43ZM102 193V192H101ZM106 193V192H105ZM109 193V191H108ZM131 193V194H132ZM161 193V192H160ZM221 193V192H220ZM255 193V192H254ZM36 194H41V195H36ZM123 194V193H122ZM137 194V193H136ZM106 195V194H105ZM104 195V196H105ZM128 195V194H127ZM135 195V194H134ZM157 195V194H156ZM161 195V194H160ZM179 195V194H178ZM62 196H65L63 198H61ZM91 196V195H90ZM102 195L100 194L98 196V198L103 201V197H101ZM111 197V195H109ZM113 198L115 199V201L117 202H121V197L119 196L118 193H112ZM206 196V195H205ZM221 196V195H220ZM88 197V195H87ZM126 197V196H125ZM124 197V198H125ZM129 197V195H128ZM127 197V198H128ZM131 197H133L131 195ZM136 197V195L134 196ZM133 197V199H134ZM146 197V196H145ZM198 197V195H197ZM61 198V199H60ZM72 198V197H71ZM70 198V199H71ZM79 198V196H78ZM82 198V197H81ZM95 198V199H98ZM106 198V197H105ZM144 198V197H143ZM174 198V197H173ZM178 198V197H177ZM222 198V197H221ZM234 198V197H233ZM87 199V198H86ZM109 199V198H108ZM136 199H138L136 197ZM134 199V200H136ZM146 199V198H145ZM164 199V198H163ZM166 199V198H165ZM238 199V198H237ZM139 200V199H138ZM178 200H180L178 198ZM244 200V199H242ZM250 200V199H249ZM70 201V200H69ZM90 201V200H89ZM196 201V200H195ZM202 201V200H201ZM210 201V200H209ZM218 201V200H217ZM77 202V200H76ZM83 202V201H82ZM87 202V201H86ZM95 202V201H94ZM112 202V201H111ZM208 202V201H207ZM227 202V198L226 195L223 196L222 200H221V204H225ZM73 203V202H72ZM89 203V202H88ZM107 203V202H106ZM114 203V202H113ZM197 203V202H196ZM199 203V201H198ZM202 203V202H200ZM92 204V203H91ZM90 204V205H91ZM131 204V203H130ZM231 204V203H230ZM78 205V204H76ZM117 205V204H116ZM119 205V203H118ZM129 205V204H128ZM133 205V204H132ZM137 205V204H135ZM140 205V204H139ZM184 205V203H183ZM232 205V204H231ZM230 205V206H231ZM247 205V204H246ZM80 206V204H79ZM83 206V204H82ZM102 206V204H101ZM122 206V205H121ZM126 206V205H124ZM123 206V207H124ZM146 206L144 208V213L148 211V207ZM170 206V205H169ZM173 206V205H172ZM181 206V205H180ZM185 206V205H184ZM188 206V205H187ZM203 206V204H202ZM201 206V207H202ZM218 206V205H217ZM103 207V206H102ZM135 207V206H134ZM210 207V206H209ZM221 207V206H220ZM229 207V205H228ZM228 207L223 206L222 209H226ZM94 208V207H93ZM96 208V207H95ZM101 208V207H100ZM99 208V209H100ZM107 212L105 215H102L101 217H98L97 215H93L92 221L93 223H91V227L94 230V233L97 236V239H99L102 236H105L109 239H113L116 238L118 236V228L121 227V223L120 221L113 215L114 213V208H111L109 205H107ZM117 208V207H116ZM122 208V207H121ZM125 208V207H124ZM137 208V206H136ZM140 208V206H139ZM217 208V207H216ZM81 211H86L88 210V207L86 208H81ZM102 209V208H101ZM135 209V208H132ZM132 209L130 211H132ZM163 209V208H162ZM94 210V209H93ZM98 210V209H97ZM103 210V209H102ZM101 210V211H102ZM137 210V209H136ZM166 210V209H164ZM177 210V209H176ZM181 210H183L181 208ZM186 210V209H185ZM129 211V212H130ZM135 211V210H134ZM139 210H137L138 212ZM157 211V210H156ZM162 211V210H161ZM216 211V210H215ZM228 211L230 212V208L228 209ZM100 212V211H99ZM141 212V211H139ZM164 212V211H163ZM169 212V211H168ZM44 213V212H43ZM79 213V212H78ZM77 213V214H78ZM94 213V212H93ZM103 213V212H102ZM128 213V211H127ZM133 213V212H132ZM58 214V213H57ZM80 214V213H79ZM89 214V213H88ZM135 214V213H134ZM138 214V213H137ZM166 214V213H165ZM244 214V213H243ZM41 215V214H40ZM39 215V217H40ZM56 215V214H54ZM129 215V213H128ZM146 215V213H145ZM154 215V214H153ZM159 214H157L158 216ZM76 216V215H75ZM81 216V214H80ZM100 216V215H99ZM137 216V215H136ZM147 216V215H146ZM166 216V215H165ZM168 216V215H167ZM56 217V216H55ZM233 217V216H232ZM79 218V217H78ZM133 218V216H132ZM181 218V217H179ZM235 218V217H233ZM39 219V218H38ZM52 219L50 213H45L42 218H41V223L43 224H47L50 220ZM82 219V217H81ZM130 219V218H128ZM176 219V218H175ZM56 220V219H55ZM62 220V222H63ZM88 220V219H87ZM86 220V221H87ZM60 221V220H59ZM75 221V220H74ZM140 221V222H139ZM138 221V224L140 226H142V219H140ZM167 221V220H166ZM128 222V221H125ZM132 222V220H131ZM235 221H232V224ZM52 223V222H50ZM49 223V224H50ZM61 223V222H59ZM89 223V222H88ZM87 223V224H88ZM135 223V222H134ZM151 223V222H150ZM86 222L83 220L82 224H78V226L80 228H84L86 227ZM210 225H214L216 226V228H218L221 225H228L230 224V220L228 219V215L227 217L223 220V218H221V215L216 214V217H214V219L212 221H209ZM129 225V224H128ZM58 226V225H57ZM60 226V225H59ZM75 226V225H74ZM137 226V225H136ZM161 226V225H160ZM163 226V225H162ZM230 226V225H229ZM232 226V225H231ZM44 227V225H43ZM130 227V226H129ZM135 228V227H134ZM144 228V226H143ZM86 229V228H85ZM156 229V227H155ZM231 229V228H230ZM237 229V228H236ZM235 229V230H236ZM53 230V229H52ZM55 230V231H56ZM69 230V229H68ZM89 230V228H88ZM87 230V231H88ZM135 230V229H134ZM144 230V229H143ZM150 230V228H149ZM238 230V229H237ZM37 231H41L39 229H37ZM44 231V230H43ZM81 231V230H80ZM85 231V230H84ZM213 231V230H212ZM223 231V230H222ZM57 232V231H56ZM33 233V232H32ZM41 233V232H40ZM52 233V231H51ZM50 233V234H51ZM55 233V232H54ZM141 233V231H140ZM212 233V232H210ZM221 233V232H220ZM223 233V232H222ZM229 233V232H228ZM30 234V233H29ZM56 234V233H55ZM71 234V232H70ZM76 234V233H75ZM154 234V232H153ZM213 234V233H212ZM236 234V233H235ZM53 235V234H52ZM72 235V234H71ZM80 235V234H79ZM78 235V236H79ZM82 235V234H81ZM84 235V234H83ZM172 235V234H171ZM215 235V234H214ZM43 236H45V239L43 238ZM137 236V235H136ZM228 236V235H227ZM236 236V237H237ZM179 237V236H177ZM186 237V236H185ZM220 239L222 238L219 235ZM226 237V236H224ZM63 238V237H62ZM183 238V237H182ZM213 238V236H212ZM216 238V236H215ZM258 238V237H257ZM1 239V238H0ZM69 239V238H68ZM71 239V238H70ZM151 239V238H150ZM219 239V238H218ZM31 240V239H30ZM105 240V239H104ZM152 240V239H151ZM163 240V239H162ZM184 240V239H183ZM206 240V239H205ZM225 240V239H224ZM246 240V239H245ZM249 240V239H248ZM254 240V239H253ZM263 240V239H262ZM61 241V240H60ZM58 242V244L54 247V253H55V257L59 258L65 254H69L71 255V252L74 250V246H71L68 242ZM72 241V239H71ZM77 241V240H76ZM85 241V240H84ZM103 241V239H102ZM110 241V240H107ZM119 241V240H116ZM10 242V241H9ZM28 242H30L28 240ZM82 242V241H80ZM87 242V241H86ZM120 243L110 247L108 249V255L105 256V260H104V264H136L141 262V264H147L149 262V260H144V259H140L139 256H135L132 257L131 261H126V258L123 255V250H130V246L131 243L130 242H123V241H119ZM141 242L140 244H143L144 241L141 240L139 241ZM161 242V241H160ZM159 242V243H160ZM193 242V241H192ZM237 242V241H236ZM263 242V241H262ZM13 243V244H14ZM26 243V244H25ZM37 243V244H36ZM163 243V242H162ZM190 243V242H189ZM214 243V242H213ZM218 243V242H217ZM230 243V242H229ZM255 243V242H254ZM90 244V243H89ZM88 244V245H89ZM87 245V243L85 244V246ZM87 245V246H88ZM135 245V244H134ZM248 245V244H247ZM43 246V245H42ZM104 246V245H103ZM171 246V245H170ZM225 245L219 243L217 244L216 248H208L206 249V252H212L213 254H215V257L217 258V264H226L227 262H225V256H224V260L223 258H220L222 256H220L222 250L225 248ZM252 246V245H251ZM45 247H48V245H45ZM106 247V245L104 246ZM136 247V246H135ZM134 247V248H135ZM205 247V246H204ZM244 247V245H243ZM14 248V247H13ZM44 248V247H43ZM79 248V247H78ZM77 248V250H78ZM82 248V247H81ZM87 248V247H85ZM89 248V246H88ZM87 248V249H88ZM173 248V247H172ZM207 248V247H206ZM259 248V247H258ZM264 248V246H263ZM262 248V249H263ZM45 249V248H44ZM111 249H113L114 251H112ZM169 249V248H167ZM171 249V248H170ZM248 250V246L246 248ZM254 249V248H253ZM260 249V248H259ZM8 250V249H7ZM52 250V249H51ZM85 250V249H84ZM165 250V249H164ZM201 250V249H200ZM255 250V249H254ZM264 250V249H263ZM45 251V250H43ZM48 251V250H47ZM76 251V250H75ZM83 251V250H82ZM198 251V250H197ZM46 252V251H45ZM44 252V253H45ZM49 252V251H48ZM84 252V251H83ZM94 252V251H93ZM131 252V250H130ZM243 252V251H242ZM248 252V251H247ZM252 252V251H251ZM255 252V251H254ZM6 254L7 251H5L4 249H0V255L2 254ZM52 253V251H51ZM89 253V252H88ZM99 253V251H98ZM169 253V252H168ZM180 253V252H179ZM226 253V252H224ZM259 253V251H258ZM27 254V252H26ZM31 254V253H30ZM50 253H48L49 255ZM73 254V253H72ZM76 254V253H75ZM100 254V253H99ZM106 254V253H105ZM245 254V253H244ZM82 255V254H81ZM158 255V254H157ZM193 255V254H192ZM252 255V254H251ZM77 256V254L75 255ZM91 256V255H90ZM99 256V255H98ZM159 256V255H158ZM171 256V255H170ZM28 257V255H27ZM35 257V256H33ZM65 256H63L64 258ZM142 257V256H141ZM160 257V256H159ZM168 257V256H167ZM191 257V255H190ZM214 257L213 256H210ZM259 257V256H258ZM29 258V257H28ZM71 258V257H70ZM73 258V257H72ZM100 258V257H99ZM165 258V257H164ZM169 258V257H168ZM203 258V257H202ZM250 258V257H249ZM13 259V258H11ZM154 259V258H153ZM175 259V258H174ZM212 259V258H211ZM6 260V259H5ZM8 260V259H7ZM29 260V259H28ZM31 260V259H30ZM55 260V259H54ZM53 260V261H54ZM69 260V259H68ZM172 260V259H171ZM205 260V259H204ZM27 261V260H26ZM25 261V262H26ZM34 261V260H32ZM36 261V260H35ZM48 261V260H47ZM75 261V260H74ZM86 264H90L92 262V264L97 263L96 259H92V257L90 258H85ZM167 261V260H166ZM180 261V260H179ZM214 261V260H213ZM212 261V262H213ZM252 261V260H251ZM254 261V260H253ZM8 262V261H7ZM4 262L3 257L0 256V264H10ZM16 262V261H14ZM56 262V261H55ZM62 262V261H61ZM103 262V261H102ZM152 262V261H151ZM232 262V261H231ZM19 263V262H18ZM38 263V261H37ZM67 263V261H66ZM69 263V262H68ZM72 263V262H71ZM70 263V264H71ZM157 263V262H156ZM164 263V261H163ZM168 263V262H167ZM205 263V262H204ZM211 263V262H209ZM14 264V263H13ZM25 264V263H24ZM35 264V263H34ZM51 264V263H50ZM54 264V262H53ZM59 264V263H58ZM61 264V263H60ZM63 264V263H62ZM152 264V263H151ZM170 264V263H168ZM243 264V263H242ZM252 264V263H251Z\"/></svg>",
	"mask_w": 264,
	"mask_h": 264
},
{
	"label": "crops",
	"instance_id": "3",
	"mask_svg": "<svg viewBox=\"0 0 264 264\" xmlns=\"http://www.w3.org/2000/svg\"><path fill=\"white\" fill-rule=\"evenodd\" d=\"M80 2H81V5L82 6H87L88 4H86V3H84L82 0H80ZM51 5H45V9H48L49 7H50ZM34 7H40L38 4H35L34 5ZM65 8H70V9H72L73 10V12H74V14H73V16H72V20H73V22H74V25H75V33H76V29H77V33H76V35H78L77 36V38H80L79 40H81L82 41V43L84 44L83 46H85V44L86 45H89V42L87 41V39L85 38V39H81V36H79V35H81V33H82V31L83 30H88V29H91L92 28V26H94V23L93 22H91V19L89 18V16H87V15H85L86 17H88V19L87 18H85L84 17V19H83V23H78V25L75 23V19L77 18V15H76V11H78V10H81V13L82 14H85L84 13V9L85 8H80L78 5H73V4H71V3H67V2H62V4H60L59 5V7H57V10L59 9V14H60V12H62V14L64 15V13H63V10L65 9ZM78 8V9H77ZM91 12V11H90ZM65 17L64 16H62V15H59L58 16V18H57V21L59 22L60 21V24H63L64 22H65ZM59 26V25H58ZM61 29H63V27H60ZM90 33L92 34V31L90 30ZM94 35H103V33H100V34H94ZM93 35V36H94ZM46 36H47V34H46ZM86 41V42H85ZM63 52H65V50H62ZM176 111H177V108H176Z\"/></svg>",
	"mask_w": 264,
	"mask_h": 264
}]
</instances>
